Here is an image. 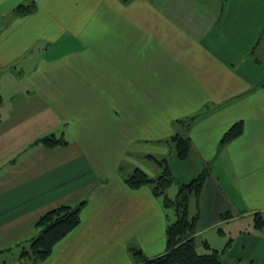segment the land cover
<instances>
[{
	"label": "crops",
	"instance_id": "crops-1",
	"mask_svg": "<svg viewBox=\"0 0 264 264\" xmlns=\"http://www.w3.org/2000/svg\"><path fill=\"white\" fill-rule=\"evenodd\" d=\"M20 5L31 10L17 15ZM0 96V127L16 140L9 158L27 159L0 182L1 264L20 263L43 213L82 202L80 223L37 264L164 254L173 211L150 185L125 180L136 168L159 175L152 156L169 157L171 199L210 173L199 253L207 243L228 264H264V0H0ZM188 118L187 129L176 124ZM180 132L191 142L184 160L168 143ZM48 135L68 145L35 144Z\"/></svg>",
	"mask_w": 264,
	"mask_h": 264
},
{
	"label": "trees",
	"instance_id": "trees-1",
	"mask_svg": "<svg viewBox=\"0 0 264 264\" xmlns=\"http://www.w3.org/2000/svg\"><path fill=\"white\" fill-rule=\"evenodd\" d=\"M31 8L24 5L18 6L14 11L17 15H23L29 12ZM2 97L0 96V105ZM193 118L178 120V126L186 129L191 125ZM242 123L233 125L224 135L222 143L225 144L242 132ZM172 151L179 159H186L191 150V142L185 134L177 133L168 140ZM41 144L46 149L65 147L68 142L64 137L55 135L45 136L35 142ZM156 165L160 168V173L156 177L149 176L140 168H136L125 180L131 188H139L144 185H150L152 192L157 197H162L164 206L173 210L174 219L167 226V250L164 254L149 258L140 250L134 251L136 264H228L224 261L222 253L213 250L205 243L208 253H199L197 251L196 233L200 218L199 200L201 198L205 183L210 175L208 170H204L197 178L188 184H181L175 199L168 196L169 188L176 183L170 168L169 157L155 158ZM196 200L197 213L191 215L190 202ZM85 202L77 206L60 205L49 209L43 213L36 221L39 228V234L31 239L30 249H22L19 264H37L39 261L47 258L55 245L70 231H72L81 220L80 214ZM229 213L222 215L226 218ZM264 216L257 213L255 216V226L262 228L264 226ZM2 253V251H0ZM243 264V263H237Z\"/></svg>",
	"mask_w": 264,
	"mask_h": 264
},
{
	"label": "rangeland",
	"instance_id": "rangeland-1",
	"mask_svg": "<svg viewBox=\"0 0 264 264\" xmlns=\"http://www.w3.org/2000/svg\"><path fill=\"white\" fill-rule=\"evenodd\" d=\"M31 118V116H28V119H30ZM38 118V117H37ZM7 127H9V126H7ZM30 132H28L27 134H33V135H36L37 133H38V131H33V129H28ZM7 135H8V132H7V130L6 129H4V128H1L0 127V157H2V156H4V155H6L5 156V158H6V160H5V164L4 165H2L3 167L1 168V170H0V182H6L7 181V183H10V180L11 181H13L14 179H13V177H10V175L8 174L10 171V169L12 168V165H13V160L14 159H17V158H19V156H23V155H25V153H20V154H18V155H16V154H14V156H12V158H9V155H11V153H10V151H12V147H13V145H14V143H15V141L16 140H13V138H7ZM47 152H53V150L52 151H50V149L48 150V149H45ZM71 150L72 149H70V151H66L65 153H64V155H67V154H69L70 152H71ZM50 155H52V153H49ZM26 159V155L23 157V160H25ZM27 160V159H26ZM12 161V162H11ZM24 163L22 164V167H26L28 164L27 163H29V160L28 161H23ZM146 162V161H145ZM147 163V162H146ZM146 163H143V165L146 167H151V165L150 164H146ZM0 167H1V164H0ZM123 171L122 172H125L126 171V166L125 167H123V169H122ZM27 172H28V170H24L23 171V173H26V175H28L27 174ZM9 176L10 177V179L9 180H7L8 178H5L6 176ZM5 176V177H4ZM4 177V179L2 180V178ZM23 179V176H22V173L21 174H19L18 175V177L15 179V180H17V181H20V180H22ZM1 184V183H0ZM172 192L173 191H170L169 192V195L170 196H172ZM174 195H176V194H174ZM173 197V196H172ZM173 211V210H172ZM173 213V212H172ZM263 222H264V220H263ZM247 223V222H246ZM245 223V224H246ZM30 246H31V241H30V244H29V247H28V249H30ZM6 256H7V258H10L11 259V257H13L14 255L12 254V253H6ZM0 264H1V260H0Z\"/></svg>",
	"mask_w": 264,
	"mask_h": 264
}]
</instances>
